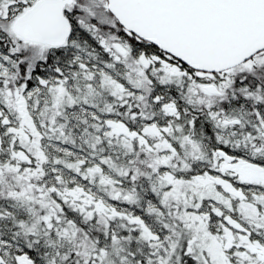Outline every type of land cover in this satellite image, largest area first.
I'll return each instance as SVG.
<instances>
[{"label":"snow or ice","instance_id":"obj_1","mask_svg":"<svg viewBox=\"0 0 264 264\" xmlns=\"http://www.w3.org/2000/svg\"><path fill=\"white\" fill-rule=\"evenodd\" d=\"M0 264H264V0H0Z\"/></svg>","mask_w":264,"mask_h":264}]
</instances>
